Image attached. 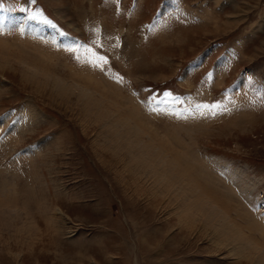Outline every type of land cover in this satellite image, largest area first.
<instances>
[{
	"label": "rangeland",
	"instance_id": "rangeland-1",
	"mask_svg": "<svg viewBox=\"0 0 264 264\" xmlns=\"http://www.w3.org/2000/svg\"><path fill=\"white\" fill-rule=\"evenodd\" d=\"M251 218L264 0H0V264H264Z\"/></svg>",
	"mask_w": 264,
	"mask_h": 264
},
{
	"label": "bare ground",
	"instance_id": "bare-ground-1",
	"mask_svg": "<svg viewBox=\"0 0 264 264\" xmlns=\"http://www.w3.org/2000/svg\"><path fill=\"white\" fill-rule=\"evenodd\" d=\"M167 30V29H166ZM129 105V104H128ZM137 112V111H136ZM138 113V112H137ZM138 116V115H137ZM126 125V124H125ZM135 127H137V128H132L131 126H127V129L125 130L127 133H124V134H126V135H133L134 134V136H135V143L132 141V143H134V144H131L130 145V143L128 144H126V141H120L119 143H121L120 145H121V147H123V148H121L119 145L117 146V148H116V151H117V149H119V150H121V152H123L122 150H129V152H127L126 151V155H127V157L129 158V155L128 154H130V155H132L133 157H132V159H131V161H129V162H124L123 163V165H124V167L127 169L128 167L130 168V166H131V163L134 165V166H136L137 168H142V169H144V168H148L149 167V165L151 164H154L157 160H158V158H159V156H161V153H162V151L161 150H158V148H156L155 147V144H154V139L152 140V139H150V141H144V139H143V134H142V132H143V130H141V128L140 127H138L137 125L135 126ZM120 134V133H119ZM130 138V137H129ZM123 139H124V137H123ZM114 140V139H113ZM127 140V139H126ZM162 141V140H161ZM163 143V142H162ZM111 145V144H110ZM130 145V146H129ZM159 147H160V145H159ZM165 147V146H164ZM118 152V151H117ZM116 153V152H115ZM117 154V153H116ZM125 154V153H124ZM179 154V153H178ZM177 154V155H178ZM176 155V154H175ZM158 157V158H157ZM178 158L180 159V157L178 156ZM160 159V158H159ZM178 159V160H179ZM176 160V159H175ZM187 160V162H185L186 164L187 163H189L190 164V166L193 168L194 166H193V164L190 162V161H188V158L186 159ZM193 160V159H192ZM159 162V161H158ZM178 162H180V161H178ZM184 162V161H183ZM195 162H197V161H195ZM161 163H163V161H161ZM184 164V163H183ZM188 164V165H189ZM159 166H163V164H158ZM151 168V167H150ZM174 168V167H173ZM172 167H170L169 168V172H171V174H173V173H176V171L173 169ZM152 169H155V167H153ZM129 171H130V169H128ZM159 172V171H158ZM204 172V171H203ZM205 173V172H204ZM209 175L210 174H208V173H205L204 174V176H203V178H204V182H205V180L206 181H208V180H210V177H209ZM199 177H201V176H199ZM207 178H209L208 180H207ZM158 182V180H156V183ZM197 182V181H196ZM198 183H200V182H197V184ZM205 184H206V182H205ZM208 186V185H207ZM210 186V185H209ZM169 187V186H168ZM165 187L164 189H165V191L166 192H171V193H174V189L171 187ZM187 192L189 191V194L188 195H186L185 193H184V195L185 196H187V197H189L190 195H191V193H192V191L191 190H186ZM140 192V191H139ZM153 195V194H152ZM225 197H226V195H224ZM229 198H230V196H228V200H229ZM232 198L234 199V196L232 195ZM232 199V200H233ZM225 201V200H224ZM234 201V200H233ZM232 202V201H231ZM234 203V202H233ZM240 203V202H239ZM194 204H196V202L195 201H192V203L190 202V201H185L184 200V202L181 204V206H180V208H182V210L184 209V211H187L188 209H191V208H194L193 207V205ZM240 204H242V203H240ZM199 206V205H198ZM196 207V206H195ZM243 207V206H242ZM187 209V210H186ZM245 209V208H244ZM243 210V209H242ZM247 210V209H246ZM245 210V211H246ZM183 212V211H182ZM188 212V211H187ZM194 212V211H193ZM192 212V213H193ZM247 212V211H246ZM186 214V213H185ZM249 214V212L246 214V215H248ZM209 214L206 212V216H208ZM251 215V214H250ZM249 215V216H250ZM253 218H251V220L250 219H248L250 222V224H249V228L250 229H261L262 230V228H261V226H260V224H259V222H257V221H253L252 220ZM262 234H263V236H264V232H263V230H262V232H261ZM264 238V237H263Z\"/></svg>",
	"mask_w": 264,
	"mask_h": 264
},
{
	"label": "snow or ice",
	"instance_id": "snow-or-ice-1",
	"mask_svg": "<svg viewBox=\"0 0 264 264\" xmlns=\"http://www.w3.org/2000/svg\"><path fill=\"white\" fill-rule=\"evenodd\" d=\"M100 59H101L102 63L107 64V59L106 58L101 57ZM99 66H100L99 64H94L93 65V67H99ZM203 107L206 108L207 110L211 111L213 108H218L219 105H204Z\"/></svg>",
	"mask_w": 264,
	"mask_h": 264
}]
</instances>
